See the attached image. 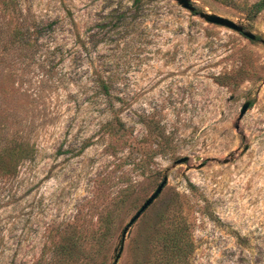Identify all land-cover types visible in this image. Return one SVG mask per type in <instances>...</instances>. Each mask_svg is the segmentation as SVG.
<instances>
[{"label":"rangeland","instance_id":"obj_1","mask_svg":"<svg viewBox=\"0 0 264 264\" xmlns=\"http://www.w3.org/2000/svg\"><path fill=\"white\" fill-rule=\"evenodd\" d=\"M190 1L256 41L172 0H0V138L32 147L0 175V264H153L176 207L185 264H264V9Z\"/></svg>","mask_w":264,"mask_h":264},{"label":"trees","instance_id":"obj_2","mask_svg":"<svg viewBox=\"0 0 264 264\" xmlns=\"http://www.w3.org/2000/svg\"><path fill=\"white\" fill-rule=\"evenodd\" d=\"M138 4L140 0H135ZM264 9V0H259L248 7V13L252 17L256 16ZM18 33L12 36L19 41L22 37ZM23 43V42H22ZM93 82L97 84L104 95H109L110 86L99 73H94ZM4 126V125H3ZM0 124V129L3 127ZM32 152V147L26 142H12L8 139L0 138V175L11 177L14 175L20 162L27 159ZM180 216V211L176 207L170 216L167 228H162L154 238L156 243V257L153 264H185L187 258L192 252L193 242L189 235V230L185 223H177L175 219ZM161 226V225H160ZM61 250L69 249L66 246H59ZM62 259H69L63 257ZM39 262V260L37 261Z\"/></svg>","mask_w":264,"mask_h":264},{"label":"water","instance_id":"obj_3","mask_svg":"<svg viewBox=\"0 0 264 264\" xmlns=\"http://www.w3.org/2000/svg\"><path fill=\"white\" fill-rule=\"evenodd\" d=\"M176 2L181 8L188 10L191 13H196L197 16H199L201 19H203L205 22L216 25L219 27H224L228 30H231L241 36H243L248 41H256L257 37L252 32L246 30L242 25H239L235 22H233L230 19H227L225 17L216 15L214 13H207V12H198L196 11V8L192 5L190 0H172ZM260 43L264 45V40H260ZM231 100V99H230ZM250 108V102H245L239 111L238 118H237V125L236 128H238V123L241 120V118L244 116L246 111ZM188 160L187 157H182L177 159L174 162V165H180L186 163ZM167 183V177L164 176L162 181L159 183L157 188L154 190V192L151 194V196L146 199V201L141 205V207L138 209V211L134 214V216L130 219V221L127 223V225L124 227L122 234H121V246L122 249L123 241L125 239V236L128 232V230L131 228L133 224L136 223V221L142 216V214L153 204V202L159 197L161 194L164 186ZM120 253L116 256L114 260V264L117 262L119 258Z\"/></svg>","mask_w":264,"mask_h":264}]
</instances>
